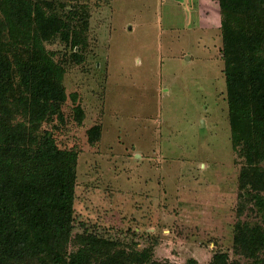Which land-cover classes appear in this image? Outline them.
<instances>
[{"label":"rangeland","instance_id":"1","mask_svg":"<svg viewBox=\"0 0 264 264\" xmlns=\"http://www.w3.org/2000/svg\"><path fill=\"white\" fill-rule=\"evenodd\" d=\"M46 1L79 41L45 44L66 100L63 119L41 128L78 155L71 258L86 234L169 264L217 253L258 264L235 254L239 220L263 217L253 205L238 216L246 159L233 144L219 0Z\"/></svg>","mask_w":264,"mask_h":264},{"label":"trees","instance_id":"2","mask_svg":"<svg viewBox=\"0 0 264 264\" xmlns=\"http://www.w3.org/2000/svg\"><path fill=\"white\" fill-rule=\"evenodd\" d=\"M219 3L233 144L246 159L238 216L253 205L263 217L256 226L239 220L235 254L264 264V0ZM49 5L0 0V264H169L153 261L148 250L86 234L75 235L76 251L69 254L78 155L60 149L41 128L63 119L66 100L64 70L45 44L60 38L75 47L79 41ZM75 112L82 123V109ZM99 129H91V138ZM211 264H230L229 255L217 253Z\"/></svg>","mask_w":264,"mask_h":264}]
</instances>
